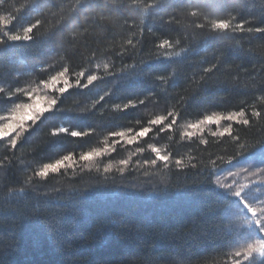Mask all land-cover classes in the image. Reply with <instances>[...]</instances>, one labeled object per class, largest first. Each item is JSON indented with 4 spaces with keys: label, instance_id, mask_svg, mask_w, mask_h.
<instances>
[{
    "label": "trees",
    "instance_id": "obj_1",
    "mask_svg": "<svg viewBox=\"0 0 264 264\" xmlns=\"http://www.w3.org/2000/svg\"><path fill=\"white\" fill-rule=\"evenodd\" d=\"M34 2L4 0L0 18L11 11L21 15L25 26L40 19L39 32L66 26L43 46L22 41L0 54V81L13 87H36L46 78L37 71L44 65H53L49 69L53 74L67 67L74 83L75 73L96 72V64L101 66L97 74L104 76L105 63L115 64V71L124 65L139 68L147 61L152 63L143 78L113 81L106 77L88 89L72 88L64 99L68 110L39 125L29 143L16 152L13 165L0 170V248L4 250L0 264H227L233 237L219 231L223 205L201 190L206 187L201 183L204 176L191 164L202 168L215 160L220 173L236 171L244 161L231 165L226 161L242 146L264 138V114L259 118L250 115L259 125L252 129L234 125L241 136L239 146L228 137L218 143L211 136L215 125L206 126L192 140H182L181 129L204 115H227L241 107L250 114L253 106L261 107L264 33L237 32L227 40L207 39L206 33L198 34L192 26L195 18L181 12V0H171L170 7L154 16L141 10L152 0H138L139 9L131 6L132 0H118L124 6L121 11L103 17L95 6H87L89 0H81L83 9L77 0H39L41 7L36 11L16 12ZM103 2L111 4L112 0ZM205 4L215 7L213 0H201V7ZM220 7L230 12L218 11L208 18L230 14L236 16L234 23L246 21L245 28L264 27V0H223ZM201 22H205L203 17L197 20ZM164 39L182 41L168 51L170 59H164L165 50L157 47ZM128 40L133 44L128 45ZM189 45L193 51L185 52ZM157 56L161 59L156 60ZM213 65L217 67L204 72ZM157 76L164 77V82L157 81ZM101 95L105 100L97 104ZM193 96L183 106L175 131L159 136L150 133L138 144L121 142L115 152L82 168L86 162L79 161V155L104 147L106 140L110 143L108 132L128 127L138 130L137 117L146 122L165 114L181 97ZM135 97L150 98L138 110L115 112L117 103ZM17 102H26V98ZM11 107L0 105V116H7ZM61 125L95 131L83 138L51 136L52 127ZM201 137L208 140L207 145L200 143ZM149 145L171 153L170 164H145L155 159ZM137 147L144 151L136 152ZM69 153L76 157L73 167L50 173L47 179L34 175L44 163ZM5 155L11 157L12 152L0 143V159ZM175 159L184 161L183 171L175 167ZM121 160L129 161L123 174ZM106 165L112 166L108 174L104 173ZM238 179L246 181L243 175Z\"/></svg>",
    "mask_w": 264,
    "mask_h": 264
},
{
    "label": "snow or ice",
    "instance_id": "obj_2",
    "mask_svg": "<svg viewBox=\"0 0 264 264\" xmlns=\"http://www.w3.org/2000/svg\"><path fill=\"white\" fill-rule=\"evenodd\" d=\"M4 0H0L3 4ZM215 7L209 8L206 4L201 7V0H181V12L186 17H194L192 26L199 30L198 34H205L206 38L210 40H227L233 38V34L237 32L248 33H264V27H248L245 28L246 21H236V16L228 14L227 18L209 19L208 17L215 12L229 13L227 8L220 7L223 0H213ZM77 5L83 9L85 5L81 0H77ZM88 7L95 6L99 10L101 17L120 12L124 7L123 4H118V0H112L111 4L104 3L103 0H89ZM132 7L140 8L138 0H132ZM171 6V0H152L151 3H146L141 9L148 12L149 16L158 15L166 8ZM41 5L39 0L31 6H24L17 9L16 12L23 13L24 10L36 11ZM191 9V10H189ZM201 17L205 22L197 23ZM99 23V22H97ZM174 23L169 20V24ZM0 54L5 50L11 49L17 42H29L32 45L43 46L50 43L57 32L62 31L66 25L61 28L50 30L47 32H39L42 28V21L36 19L35 22L29 21L25 26L21 23V15H17L11 11L0 18ZM35 30V31H34ZM39 32V35L37 33ZM22 33V34H21ZM182 41L164 39L157 47L165 50L164 59H170L167 55L168 51L177 47ZM128 45H132V40H128ZM185 52L193 51L191 45ZM123 56V53L120 54ZM177 56L181 53L177 52ZM161 59L157 56L156 60ZM152 61H147L137 68V66L124 65L119 71H115L116 65L111 66L108 63L103 65L104 76L98 75L100 65L96 64V72H86L84 70L75 73V81L70 79L67 67H62V70L55 71L54 74L49 69L54 68L53 65H44L37 71L46 74V78L40 79L36 87L15 86L6 81H0V105H12L8 110L7 116H0V143H3L5 151H11L12 156L5 155L0 159V170H7L10 168L15 160V154L25 144L29 143L34 131L39 125L54 119L59 113L68 109L64 108L65 94H70L72 88L88 89L97 80L111 77L113 81H124L130 79L143 78L148 66ZM216 65L211 68L204 69L205 73L211 72ZM157 81L164 82V77L157 76ZM203 79V78H202ZM86 81V82H84ZM173 83L177 81L173 79ZM44 94L41 95L40 93ZM107 95V94H106ZM26 98V102H17ZM150 97L145 98H129L127 102L117 103L114 110L117 113L128 112L129 109H139L141 105L147 106ZM181 97L171 108L166 109L165 114L154 115L151 118L139 116L136 118V124L140 125L137 130L135 127H128L125 130L110 131L108 137L111 138L109 143L105 141L104 147L96 148L92 151H86L79 155V161L86 162L83 167H87V162L96 160L109 155L116 151V146L123 142L126 145L138 144V142L150 133L159 136L161 133L175 131L179 127V122L182 118L183 106L187 104L188 99ZM105 96L101 95L97 104L104 101ZM155 102V101H154ZM260 108L252 107L251 113L246 110V107H241L237 111L229 112L227 115L210 114L204 115L201 119L186 125V130L181 129L182 140H192L197 132H202L206 126L215 125L217 130L211 132V136L216 139L218 143L223 142L224 137H228L235 145H240L241 136L234 125L243 126L244 130L252 129L254 126H259L258 121L250 119L251 117L259 118L264 114V96H261L259 101ZM95 108V104L93 105ZM88 111H92L89 109ZM222 121H226V125H221ZM95 129L89 128L87 130H75L72 126H54L51 129L50 135L56 136H70L72 138H83L92 135ZM200 143L207 145L208 140L200 138ZM155 159L145 161V164L157 165V162L164 163L168 166L173 160L171 153L164 154L161 149L149 145ZM247 149V150H244ZM141 147L136 148V152H143ZM221 162L223 157L218 158ZM244 161V164L236 171L228 170L224 175L218 171L219 165L217 161L212 160L210 165H204L198 168L196 163L191 164V168L197 169V173L204 176L201 182L204 186L201 190L206 194H212L217 199L215 203L223 205V215L218 221L219 231L226 233L233 237V244L230 251L226 253L227 264H264V138L251 146L244 145L241 150L235 152L228 158L226 163L233 164V162ZM258 161V163H257ZM76 163V157L73 153L64 155L62 158L55 159L54 162L44 163L43 166L34 172V175L39 178L47 179L50 175L60 173L61 170H67L73 167ZM175 167L180 171L184 170V161L182 159H175ZM120 164L124 167L119 169L123 174L125 168L129 165L128 160H121ZM112 166L106 165L104 173L108 174ZM99 171V168H97ZM243 175L246 182H241L238 179ZM23 191V189H21ZM3 248H0V254H3Z\"/></svg>",
    "mask_w": 264,
    "mask_h": 264
},
{
    "label": "rangeland",
    "instance_id": "obj_3",
    "mask_svg": "<svg viewBox=\"0 0 264 264\" xmlns=\"http://www.w3.org/2000/svg\"><path fill=\"white\" fill-rule=\"evenodd\" d=\"M246 182V181H245Z\"/></svg>",
    "mask_w": 264,
    "mask_h": 264
}]
</instances>
